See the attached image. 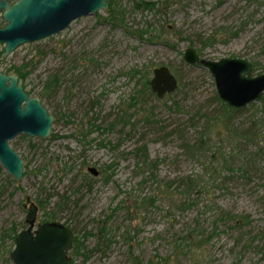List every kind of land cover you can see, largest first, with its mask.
Instances as JSON below:
<instances>
[{"label": "rangeland", "instance_id": "obj_1", "mask_svg": "<svg viewBox=\"0 0 264 264\" xmlns=\"http://www.w3.org/2000/svg\"><path fill=\"white\" fill-rule=\"evenodd\" d=\"M190 47L264 74V0H116L9 56L0 45V73L26 66L20 84L55 116L49 139L9 142L21 184L0 163V264L31 204L79 239L70 264H264V96L228 114ZM160 67L178 82L162 99Z\"/></svg>", "mask_w": 264, "mask_h": 264}, {"label": "water", "instance_id": "obj_2", "mask_svg": "<svg viewBox=\"0 0 264 264\" xmlns=\"http://www.w3.org/2000/svg\"><path fill=\"white\" fill-rule=\"evenodd\" d=\"M113 0H0V16L6 23L0 29V45L4 56L19 47L54 36L75 20L99 11L106 12ZM189 64H201L214 77L219 98L229 107L242 109L264 96V74L252 77V65L240 59L210 61L200 59L192 47L185 51ZM152 92L159 98L175 92L176 78L167 67L154 70L150 81ZM55 116L50 114L39 97L30 96L18 75L0 73V163L14 181L21 184L24 160L10 146L17 136L47 140L52 134ZM94 176L98 172L90 170ZM38 208L31 204L25 223L18 233L10 254L13 264H70L74 233L64 224H37Z\"/></svg>", "mask_w": 264, "mask_h": 264}, {"label": "trees", "instance_id": "obj_3", "mask_svg": "<svg viewBox=\"0 0 264 264\" xmlns=\"http://www.w3.org/2000/svg\"><path fill=\"white\" fill-rule=\"evenodd\" d=\"M113 2H116V0H113ZM115 3H113V7H114ZM141 6L143 8H152L155 6V4H151V3H140V4H137V8ZM24 69H27V67L25 66L24 68H18L16 69L14 72L18 75L19 77V80H23L25 77H27V75H25L23 72ZM146 82L148 83L149 85V80L147 79ZM57 84V79L56 78H53V79H50L48 80V82L46 83V89L48 88V90H53V86ZM222 106L224 107V109L227 111L228 114H234L236 112H239L241 109H234V108H231L229 107L228 105H226L225 103L222 104ZM138 152H140V154L143 155L144 157V160L142 163L145 164L147 163V158H146V155H145V149H139ZM157 162H154L153 164H151V167L154 168L156 167ZM139 207V205H137ZM143 206V205H142ZM141 208V207H140ZM47 221H43L42 223H46ZM67 226V225H66ZM68 227V226H67ZM18 235V230L15 226H13L10 230H9V234H8V237L12 239L13 242H15V238L17 237ZM74 246H75V253L78 252V250L81 248L80 246V243H79V239L74 236Z\"/></svg>", "mask_w": 264, "mask_h": 264}, {"label": "flooded vegetation", "instance_id": "obj_4", "mask_svg": "<svg viewBox=\"0 0 264 264\" xmlns=\"http://www.w3.org/2000/svg\"><path fill=\"white\" fill-rule=\"evenodd\" d=\"M6 26V23L3 21L2 17L0 16V29L4 28Z\"/></svg>", "mask_w": 264, "mask_h": 264}]
</instances>
